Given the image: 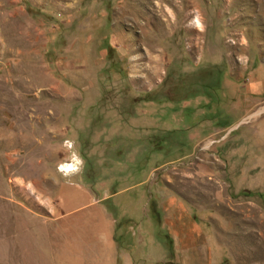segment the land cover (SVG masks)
Wrapping results in <instances>:
<instances>
[{
    "label": "rangeland",
    "instance_id": "rangeland-1",
    "mask_svg": "<svg viewBox=\"0 0 264 264\" xmlns=\"http://www.w3.org/2000/svg\"><path fill=\"white\" fill-rule=\"evenodd\" d=\"M0 264H264V0H0Z\"/></svg>",
    "mask_w": 264,
    "mask_h": 264
},
{
    "label": "clouds",
    "instance_id": "clouds-1",
    "mask_svg": "<svg viewBox=\"0 0 264 264\" xmlns=\"http://www.w3.org/2000/svg\"><path fill=\"white\" fill-rule=\"evenodd\" d=\"M190 26H193L197 29H202L203 25L201 23V17L198 13L194 14V20L191 22ZM66 143H72L71 141H66Z\"/></svg>",
    "mask_w": 264,
    "mask_h": 264
},
{
    "label": "bare ground",
    "instance_id": "bare-ground-1",
    "mask_svg": "<svg viewBox=\"0 0 264 264\" xmlns=\"http://www.w3.org/2000/svg\"><path fill=\"white\" fill-rule=\"evenodd\" d=\"M73 166L74 165H72V164H67V165H65V168L68 169V170H70V169H73Z\"/></svg>",
    "mask_w": 264,
    "mask_h": 264
}]
</instances>
